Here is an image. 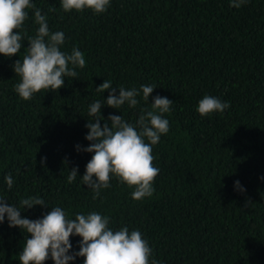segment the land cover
<instances>
[{
  "label": "trees",
  "instance_id": "1",
  "mask_svg": "<svg viewBox=\"0 0 264 264\" xmlns=\"http://www.w3.org/2000/svg\"><path fill=\"white\" fill-rule=\"evenodd\" d=\"M31 2L46 15L50 32L64 33L61 50L78 48L86 64L59 90L44 89L25 101L14 90L20 77L11 67L20 56L0 55V197L17 207L21 198H42L49 208L21 213L32 220L53 207L69 218L93 211L107 216L114 231L126 226L141 232L152 249L150 262L264 264V0L240 8L230 0H110L101 14L65 12L61 0ZM26 11L28 19L16 30L24 40L39 27L34 11ZM104 80L115 88L156 86L149 103L142 93L137 97L136 108L103 105L105 119L122 115L135 125L142 108L151 110L153 97L173 101L163 114L169 131L152 146L160 171L151 197L132 199L134 187L115 176L96 199L83 185L93 153L75 146L90 143L88 109L107 98V90H95ZM205 95L230 107L201 116L197 106ZM74 167L78 176L68 183ZM27 235L5 218L0 264H20L17 253ZM70 239L78 251L81 238ZM71 264H83V257Z\"/></svg>",
  "mask_w": 264,
  "mask_h": 264
},
{
  "label": "clouds",
  "instance_id": "2",
  "mask_svg": "<svg viewBox=\"0 0 264 264\" xmlns=\"http://www.w3.org/2000/svg\"><path fill=\"white\" fill-rule=\"evenodd\" d=\"M247 2L230 0V6L240 8ZM109 6L110 0H61L65 12L91 9L95 14H101ZM26 9L34 11V20L39 27L34 37L24 40L22 33L16 30L22 29L28 19ZM22 41H27L28 47L24 48ZM64 43V33L50 32L46 15H42L31 0H0V55L8 58L20 56L11 67L20 77L14 90L21 99L30 100L44 89L59 90L65 84V77L75 78L76 69L85 67L84 54L76 47L71 53L62 51ZM22 48L24 55L21 59ZM155 88V85L147 84L139 89L115 88L110 80H104L95 88L101 93L107 90L108 96L103 103L97 100L89 105L88 116L92 119L87 120L85 125L88 129L85 140L90 142L89 145L75 146L77 152L93 153L85 166L84 175L80 176L83 185L93 191V199L100 196L101 189L110 187L112 176L134 187L131 193L134 200L153 195V182L160 170L153 166L152 146L169 131V121L163 118V114L170 111L173 101L159 95L153 97L151 110L142 108L135 125L125 121L122 115L110 114L105 119L101 108L107 105L118 110L125 104L136 108L139 104L137 97L142 93L143 99L148 102ZM229 107L228 102L205 95L198 103L197 112L207 116L213 112L223 113ZM44 161L46 157L41 163ZM77 176L78 168H70L68 183H73ZM260 179L264 180V177ZM5 181L11 189L14 183L12 175L8 174ZM234 183L239 191H246L239 181ZM34 206L48 207L42 198L36 196L21 198L19 207L0 197V224L7 218L10 228H19L28 234L22 251L17 253L20 264H45L49 259L53 264H71L78 257H83V264H161L154 258L150 262L152 249L139 230L130 232L125 226L114 231L109 227L110 218L95 211L77 213L74 218H69L61 207H53L35 220L21 215L22 211ZM73 236L81 238L78 251L73 250L70 239Z\"/></svg>",
  "mask_w": 264,
  "mask_h": 264
}]
</instances>
